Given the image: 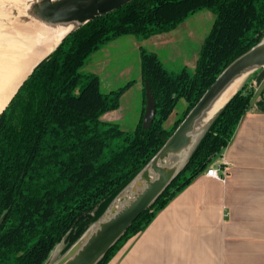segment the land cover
Returning <instances> with one entry per match:
<instances>
[{
    "label": "trees",
    "instance_id": "1",
    "mask_svg": "<svg viewBox=\"0 0 264 264\" xmlns=\"http://www.w3.org/2000/svg\"><path fill=\"white\" fill-rule=\"evenodd\" d=\"M203 9L214 19L192 72L169 71L155 52L139 47L143 91L146 80L155 100L150 127L142 128V115L133 130L102 120L119 108L134 80L103 93L99 76L81 71L89 55L123 35L146 39L168 32ZM263 36L264 0H132L66 35L0 113V264H44L61 240L65 251L157 152L219 73ZM252 95L243 83L180 173L97 264H107L222 154ZM180 99L186 103L182 115L165 128Z\"/></svg>",
    "mask_w": 264,
    "mask_h": 264
},
{
    "label": "crops",
    "instance_id": "2",
    "mask_svg": "<svg viewBox=\"0 0 264 264\" xmlns=\"http://www.w3.org/2000/svg\"><path fill=\"white\" fill-rule=\"evenodd\" d=\"M245 83L250 106L219 158L226 181L200 173L107 264H264V68Z\"/></svg>",
    "mask_w": 264,
    "mask_h": 264
},
{
    "label": "water",
    "instance_id": "3",
    "mask_svg": "<svg viewBox=\"0 0 264 264\" xmlns=\"http://www.w3.org/2000/svg\"><path fill=\"white\" fill-rule=\"evenodd\" d=\"M130 1L132 0H59L55 2L42 0L36 4L30 2L28 6L25 5V14H12L13 16L19 15L24 22L27 20L25 19L26 16H34L47 25L75 23L74 28L61 37L53 49L33 66L28 75L71 31L93 18L109 13ZM261 68H264V36L257 44L236 57L219 73L213 83L189 109L167 140L117 193L104 212L89 224L82 234L63 252L64 241L61 240L50 252L44 264H97L138 216L157 200L183 169L213 119L230 97L240 88L231 94L222 105L214 109L215 101L229 83L243 72L248 75L252 70ZM144 87L145 107L142 128L147 129L155 117V100L146 80Z\"/></svg>",
    "mask_w": 264,
    "mask_h": 264
},
{
    "label": "rangeland",
    "instance_id": "4",
    "mask_svg": "<svg viewBox=\"0 0 264 264\" xmlns=\"http://www.w3.org/2000/svg\"><path fill=\"white\" fill-rule=\"evenodd\" d=\"M6 9L7 7L3 8V10ZM213 19L214 14L208 9H203L168 32L146 39L123 35L89 55L81 71L97 74L103 93L116 90L129 80H134V83L121 95L119 108L106 112L101 119L117 123L123 130H133L141 115L143 117L142 108L145 107L139 47L155 52L169 71L176 72L184 67L192 72L199 49L210 30ZM258 70H252L243 83ZM185 106L184 99L176 103L173 112L164 122L165 128L171 127L174 120L182 115Z\"/></svg>",
    "mask_w": 264,
    "mask_h": 264
},
{
    "label": "bare ground",
    "instance_id": "5",
    "mask_svg": "<svg viewBox=\"0 0 264 264\" xmlns=\"http://www.w3.org/2000/svg\"><path fill=\"white\" fill-rule=\"evenodd\" d=\"M39 1L42 0H0V112L33 66L75 26V23L47 25L34 16H26L24 22L19 15H12L25 14V5ZM4 7L7 9L3 10ZM246 75L243 72L229 83L215 101L214 109L243 84Z\"/></svg>",
    "mask_w": 264,
    "mask_h": 264
},
{
    "label": "built area",
    "instance_id": "6",
    "mask_svg": "<svg viewBox=\"0 0 264 264\" xmlns=\"http://www.w3.org/2000/svg\"><path fill=\"white\" fill-rule=\"evenodd\" d=\"M221 155L211 162L208 167L202 172L205 176L211 177L220 182L226 181V161L224 159L219 160Z\"/></svg>",
    "mask_w": 264,
    "mask_h": 264
}]
</instances>
